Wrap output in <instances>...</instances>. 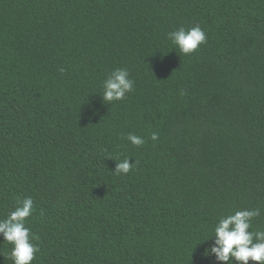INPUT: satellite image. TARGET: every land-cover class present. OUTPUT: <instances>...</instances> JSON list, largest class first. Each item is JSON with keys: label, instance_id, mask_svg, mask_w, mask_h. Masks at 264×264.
<instances>
[{"label": "trees", "instance_id": "16d2710c", "mask_svg": "<svg viewBox=\"0 0 264 264\" xmlns=\"http://www.w3.org/2000/svg\"><path fill=\"white\" fill-rule=\"evenodd\" d=\"M196 25L185 55L168 33ZM25 197L31 264H222L220 216L264 230V0H0V219Z\"/></svg>", "mask_w": 264, "mask_h": 264}, {"label": "clouds", "instance_id": "9594fccd", "mask_svg": "<svg viewBox=\"0 0 264 264\" xmlns=\"http://www.w3.org/2000/svg\"><path fill=\"white\" fill-rule=\"evenodd\" d=\"M168 38L185 55L194 53L207 40L205 31L199 25L188 29L180 27L169 32ZM133 87L134 81L130 78L129 71L117 68L103 81V101H122ZM158 138V133L155 132L150 136L152 141ZM127 140L133 146H142L145 143L143 137L132 133L127 135ZM130 158L126 157L117 162L114 171L117 174L129 173L137 163L135 160L130 162ZM32 212L33 199L25 197L13 211L0 219V235L3 236V241L13 245L11 251L6 254L13 264H31L35 253L39 252L38 246L32 243L35 237L31 229L26 226L27 218ZM259 215V209H243L220 216L214 225V235L211 239L206 237L202 241L214 240V243L205 249L204 256L214 255L222 264H249L250 260L255 264H264V230H251L253 219Z\"/></svg>", "mask_w": 264, "mask_h": 264}]
</instances>
